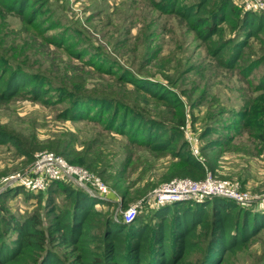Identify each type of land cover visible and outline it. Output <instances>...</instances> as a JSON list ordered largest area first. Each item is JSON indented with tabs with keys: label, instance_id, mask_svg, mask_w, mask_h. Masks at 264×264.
<instances>
[{
	"label": "rangeland",
	"instance_id": "374dc122",
	"mask_svg": "<svg viewBox=\"0 0 264 264\" xmlns=\"http://www.w3.org/2000/svg\"><path fill=\"white\" fill-rule=\"evenodd\" d=\"M157 1H34L33 21L12 10L13 0L0 1L1 63L44 82L54 99L0 102V130L17 137L26 152L0 144V207L45 221L48 198L70 205L62 191L30 192L17 181L44 151L68 163L80 159L83 164L74 165L99 177L109 199L96 207L115 219L133 206L136 221L155 224V192L173 179L210 174L264 197V145L252 136L254 124L245 125L261 119L254 114L264 109V34L247 39L242 28L223 23L218 34L202 40L183 17L164 11L169 4L159 8ZM187 2L179 0L176 9ZM242 38L240 56L228 66V49ZM146 83L175 104L152 96ZM81 109L86 114L75 119ZM176 132L168 150L139 142ZM174 149L203 169L181 162ZM248 207L264 209L258 202ZM199 253H188L184 264L197 263ZM220 264H264V228L241 249L227 251Z\"/></svg>",
	"mask_w": 264,
	"mask_h": 264
},
{
	"label": "trees",
	"instance_id": "16d2710c",
	"mask_svg": "<svg viewBox=\"0 0 264 264\" xmlns=\"http://www.w3.org/2000/svg\"><path fill=\"white\" fill-rule=\"evenodd\" d=\"M13 1L12 10L27 15L30 21L37 18L38 13L31 6L34 1L42 0ZM178 2L160 0L154 4L159 8L169 4L164 11L172 10L183 17L202 40L218 34L223 23L234 27L233 31L242 28L247 39H260V34H264V12L244 11L234 0H191L176 9ZM245 38L227 48L232 50L228 66H233L239 58ZM7 64L0 61V102L24 96L45 104L54 103L44 82ZM143 87L152 96L174 103L169 95L158 93L156 85L146 83ZM85 114L81 109L73 116L78 119ZM254 115L261 119L245 125L254 124L257 132L252 136L264 145V109ZM150 136L151 140H140V144L164 151L171 149L170 137L179 138L180 133L167 139L157 133ZM7 142L26 154L17 137L0 130V144ZM186 144L183 141L181 146ZM172 155L203 169L199 161L181 149H174ZM69 163L83 164L80 159H71ZM68 181L56 179L48 184L49 192L62 191L70 205L64 207L48 198L44 205L45 221L36 213L20 218L0 207V264H184V257L194 251H200V260L195 264H220L227 251L241 249L264 228V210L244 207L220 196L159 203L151 213V219L156 221L152 226L136 221V217L131 223H125L121 216L115 219L96 207L109 198H96ZM124 204L122 207H127ZM58 249L63 252L59 254Z\"/></svg>",
	"mask_w": 264,
	"mask_h": 264
},
{
	"label": "built area",
	"instance_id": "2783aa9c",
	"mask_svg": "<svg viewBox=\"0 0 264 264\" xmlns=\"http://www.w3.org/2000/svg\"><path fill=\"white\" fill-rule=\"evenodd\" d=\"M244 11L264 12V0H234ZM56 179L71 180L83 187L90 195L99 199H108L109 190L104 182L82 166L68 163L53 152L44 151L36 156L30 169L17 181L27 190L38 192L45 190ZM158 203L201 199L220 196L234 200L248 207L256 202L264 206V197L242 191L238 185L213 178L208 174L202 180L173 179L162 185L156 192ZM137 213L136 207L124 211L123 221L131 223Z\"/></svg>",
	"mask_w": 264,
	"mask_h": 264
},
{
	"label": "crops",
	"instance_id": "0c3cea01",
	"mask_svg": "<svg viewBox=\"0 0 264 264\" xmlns=\"http://www.w3.org/2000/svg\"><path fill=\"white\" fill-rule=\"evenodd\" d=\"M264 210V209H263Z\"/></svg>",
	"mask_w": 264,
	"mask_h": 264
}]
</instances>
